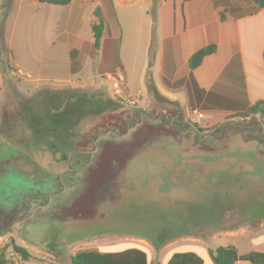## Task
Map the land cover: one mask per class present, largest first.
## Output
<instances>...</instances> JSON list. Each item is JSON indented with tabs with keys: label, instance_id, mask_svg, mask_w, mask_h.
<instances>
[{
	"label": "rangeland",
	"instance_id": "obj_1",
	"mask_svg": "<svg viewBox=\"0 0 264 264\" xmlns=\"http://www.w3.org/2000/svg\"><path fill=\"white\" fill-rule=\"evenodd\" d=\"M6 6L7 0H0V18ZM91 75L86 83L25 91L0 60V248L14 240L24 248L43 244L65 263L68 252L82 250L78 244L101 231L144 236L157 246L161 233L177 236L189 229L215 250L232 242L245 245L222 232L264 227V217H250L264 207V117L245 111L209 115L208 123L197 124L194 109L182 111L157 94L151 74L146 85L151 83L152 91L147 87L142 96L139 75H127L126 82L118 70L93 80ZM247 137L262 148L256 141L257 151L240 148ZM187 162L197 164L185 172L194 171L190 185L197 195L203 186L196 184L208 174L211 185L201 200L210 202L195 198L191 208L200 218L208 215L206 223L183 222L186 207L175 212L180 227H173L168 210H159L165 214L159 223L152 207L161 204L147 200L144 180L153 175L150 189L159 188L154 174L168 172L160 171L161 165ZM215 179H224V185L215 186ZM181 187L187 188L186 181ZM129 213L137 219L132 225L123 220ZM60 235L69 236L65 243ZM6 253L13 263L17 256L11 257V248Z\"/></svg>",
	"mask_w": 264,
	"mask_h": 264
},
{
	"label": "crops",
	"instance_id": "obj_2",
	"mask_svg": "<svg viewBox=\"0 0 264 264\" xmlns=\"http://www.w3.org/2000/svg\"><path fill=\"white\" fill-rule=\"evenodd\" d=\"M97 9L101 20L94 17ZM3 17L0 60L25 91L86 83L89 74L93 80L118 70L125 82L127 75H139L141 96L148 92L146 77L151 74L159 96L182 111L194 109L203 123L212 115L245 112L259 102L264 107V8L257 9L253 0H71L65 6L7 0ZM94 21L103 24L98 49ZM211 45L214 53L191 69L190 58ZM220 234L244 239L243 247L235 242L223 246L233 247L238 256L264 253V227ZM60 236L64 243L69 237ZM141 237L101 231L77 247L99 253L138 249L146 254L147 264H167L173 254L189 252L204 264H214L209 253L213 250L187 231L159 240L157 246ZM78 239L69 238L71 243ZM37 248L25 246L31 259L22 262L16 257L13 263L69 264L77 253L68 252L62 263L57 250L43 244Z\"/></svg>",
	"mask_w": 264,
	"mask_h": 264
},
{
	"label": "trees",
	"instance_id": "obj_3",
	"mask_svg": "<svg viewBox=\"0 0 264 264\" xmlns=\"http://www.w3.org/2000/svg\"><path fill=\"white\" fill-rule=\"evenodd\" d=\"M40 3L65 6L71 0H39ZM257 9L264 8V0H253ZM94 17L101 20L99 9L94 12ZM92 33L94 37L95 49L99 48L103 33V24L99 21H94L92 24ZM214 53L213 45L208 46L196 52L189 60V67L195 69L198 67L204 57ZM264 61V51H263ZM148 90L152 91L151 83H148ZM262 103L259 102L247 110V114H259L264 117V109ZM170 237L169 232L161 233L160 240H166ZM12 249V254L17 256L20 261L27 262L31 259V255L26 249L16 245L14 242L10 246L0 248V264H13L7 257V249ZM214 264H235L237 260L248 261L251 264H264V253L251 252L242 256H238L233 247H218L209 252ZM69 264H147L146 254L138 249H128L116 253H99L96 251H79L74 254L69 261ZM167 264H204L203 260L194 253H175L171 256Z\"/></svg>",
	"mask_w": 264,
	"mask_h": 264
},
{
	"label": "flooded vegetation",
	"instance_id": "obj_4",
	"mask_svg": "<svg viewBox=\"0 0 264 264\" xmlns=\"http://www.w3.org/2000/svg\"><path fill=\"white\" fill-rule=\"evenodd\" d=\"M246 118V117H244ZM250 132H245L244 135L247 136ZM253 131L250 133L252 134ZM249 134V135H250ZM254 141H256V143L260 144L259 147L262 148V144L260 142H257L256 139H253V138H245V145H242L240 148H245L247 150H250L251 152L253 151H257L259 148H257V144L254 143ZM261 142H264V138L261 139ZM243 152V151H242ZM248 163V162H247ZM70 164V163H69ZM166 165V163H165ZM195 166H197V164L195 163H190V162H187V163H178L177 165H170V167H164V164L163 166L161 165V168L159 169L160 171H163V170H168V172H157L158 175L154 174V177H157L159 176V178L157 177L158 181H159V184L157 185L160 186L159 188H152L150 189V184L149 182H151L153 180V175L151 176V180H150V177L149 176H146L145 178V185L143 187V193L144 195L147 196V200L149 198H151V201H155L156 204H161V206H155V207H152L153 209H155L156 211V214L157 215H153V218L155 219V221L159 222L160 223V219H162V215L164 216L165 214L161 213V211L159 210H168L166 211L167 214L169 212H171L173 215H172V224H173V227L176 225H178L180 227V225L184 222L183 220H185V222L187 224H191L192 226H196V221L195 219L196 218H199L201 220H199L200 222L199 223H202V224H205L206 223V216L208 215H205V217L203 218H200L199 216H196L194 212H191V208L195 205V198H198L199 202H210V200H201L203 198H206L207 197V193H208V189H207V186H210L208 184V180L209 178L207 177L208 174H206V177L204 179H202L201 181H199L197 187H202L203 186V190L201 192V194L198 196L196 193H197V188L193 190L192 188V185H190V182L192 180H194V171L192 172H188L187 174H185V172L187 170H193L195 169ZM175 166V167H174ZM205 167V166H204ZM147 169V168H145ZM252 172V170H251ZM186 181V185H187V188H184V187H181L183 185V183ZM205 183V185H204ZM225 183V180L224 179H215V186H218V185H224ZM189 184V185H188ZM194 186H196L194 183H192ZM198 196V197H197ZM226 195H222L220 196L221 199H225ZM212 198V197H211ZM147 200H145V202H147ZM169 202V204H167ZM137 207V206H136ZM184 207H186V209L188 210V213H186V217L184 219H182L183 222L179 221L178 220H181V217L180 218H177L176 216V213L175 212H179L181 211L180 209H183ZM112 210H114V206L112 205L110 207ZM133 208V207H132ZM144 208H148V205L144 206ZM263 206L259 207V211H256L254 210L251 214L250 217L254 218V217H264V212H263ZM138 210V209H137ZM136 210V211H137ZM147 210V209H146ZM170 210V211H169ZM159 211V212H158ZM132 215L133 214H130L129 213V216H126L123 220H125V224L126 225H132V223H134V221H137V219H132ZM159 220V221H158ZM164 231V229L162 230ZM183 231H187L189 233L190 230L188 229H183ZM176 233V232H175ZM176 235V234H175Z\"/></svg>",
	"mask_w": 264,
	"mask_h": 264
},
{
	"label": "built area",
	"instance_id": "obj_5",
	"mask_svg": "<svg viewBox=\"0 0 264 264\" xmlns=\"http://www.w3.org/2000/svg\"><path fill=\"white\" fill-rule=\"evenodd\" d=\"M13 72H16V71H13ZM192 118H193V121L197 124H201L203 123V118L202 116L197 112V111H193L192 113ZM11 257H13V254H11Z\"/></svg>",
	"mask_w": 264,
	"mask_h": 264
}]
</instances>
